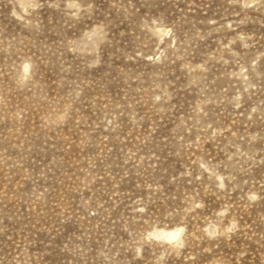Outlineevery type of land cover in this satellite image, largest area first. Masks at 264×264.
<instances>
[{"label": "rangeland", "instance_id": "rangeland-1", "mask_svg": "<svg viewBox=\"0 0 264 264\" xmlns=\"http://www.w3.org/2000/svg\"><path fill=\"white\" fill-rule=\"evenodd\" d=\"M0 264H264V0H0Z\"/></svg>", "mask_w": 264, "mask_h": 264}, {"label": "bare ground", "instance_id": "bare-ground-1", "mask_svg": "<svg viewBox=\"0 0 264 264\" xmlns=\"http://www.w3.org/2000/svg\"><path fill=\"white\" fill-rule=\"evenodd\" d=\"M162 236L166 238L167 240H172V239L175 240L176 238H178L179 232H177L176 230L175 231H165L162 233Z\"/></svg>", "mask_w": 264, "mask_h": 264}]
</instances>
